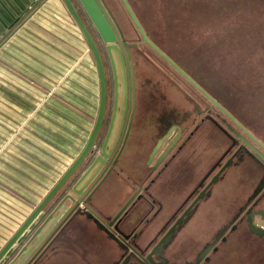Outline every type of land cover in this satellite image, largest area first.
Wrapping results in <instances>:
<instances>
[{
	"label": "rangeland",
	"instance_id": "rangeland-1",
	"mask_svg": "<svg viewBox=\"0 0 264 264\" xmlns=\"http://www.w3.org/2000/svg\"><path fill=\"white\" fill-rule=\"evenodd\" d=\"M127 1L150 40L264 144V0ZM104 2L118 21L125 38L136 42L133 58L139 64L142 92L148 94L144 98L140 93L137 95V117H134L131 129L133 148L131 146L132 151L127 155L124 171L120 172L118 179L112 176L98 189L99 193L107 192L105 200L101 202L102 213L99 215L108 217L118 214L132 194H146L142 190L137 191V187L139 184L149 186V161L146 166L144 161L157 126V114L164 110L169 112L172 108L179 113L188 110L190 105L184 103V96L195 98L197 93L141 40L120 0ZM217 123L223 126V123L229 124L222 117L217 119ZM226 141L225 136L214 126L203 124L195 140L190 143L194 152L186 150L181 159L168 170L164 180L152 185V197L162 204V209H168V215L178 206L188 189H192L191 184H195L199 176L221 155ZM83 145L78 146L70 162L66 161L67 169L81 153ZM42 160L40 171L49 168L45 163L46 156ZM156 162L150 167L151 170ZM136 163L140 169L137 172ZM65 169L62 168L57 174L59 178L56 181L52 180L55 183L48 188L47 193L62 177ZM255 175L254 166L247 163L229 171L225 179L214 187L210 199L203 202L194 222L173 246V255L180 252L175 257L177 262L192 260L193 254L207 243L209 236L229 219L236 204L243 201L251 186H254L251 180ZM187 179L189 182H186ZM112 183L124 191L125 203L118 211V196L114 194L115 186ZM68 185L69 181L39 215L45 213V219L50 207L63 199L61 196ZM93 202L92 199V206ZM29 207L33 211L36 202ZM130 216L131 213L125 221ZM37 217L19 236L0 264H13L20 258L24 264L40 248L46 238L45 233H49L50 229L38 235L41 229L35 225L42 217L39 220ZM84 220H79V224L87 230L77 229L75 237L65 247H54L53 252L46 253L39 264H113L119 254L117 247L104 237L103 232L96 231ZM16 222L13 219V223ZM56 222L57 219L50 225ZM22 224L13 230L10 226H0V249ZM22 247H27L24 254ZM211 264H264V241L260 242L239 232V235L232 236L227 244L219 248Z\"/></svg>",
	"mask_w": 264,
	"mask_h": 264
},
{
	"label": "crops",
	"instance_id": "crops-1",
	"mask_svg": "<svg viewBox=\"0 0 264 264\" xmlns=\"http://www.w3.org/2000/svg\"><path fill=\"white\" fill-rule=\"evenodd\" d=\"M98 104L94 60L62 0H0V226L13 230L40 204L86 144ZM112 184L118 211L124 191ZM106 195L93 194L98 214Z\"/></svg>",
	"mask_w": 264,
	"mask_h": 264
},
{
	"label": "flooded vegetation",
	"instance_id": "flooded-vegetation-1",
	"mask_svg": "<svg viewBox=\"0 0 264 264\" xmlns=\"http://www.w3.org/2000/svg\"><path fill=\"white\" fill-rule=\"evenodd\" d=\"M112 16L116 20L113 14ZM116 22L120 28L117 20ZM88 27L90 29L92 26L88 23ZM92 30L93 29H91V31ZM120 30L128 47L127 49L124 48V53L121 55H118L114 52V50H111L114 66H112V64L109 62L106 56L107 54L105 55V52H102L109 104L106 108V116L104 118L103 124L104 128L102 127V133L100 132L99 139L94 145L91 156L92 159L96 158L95 156L97 155L101 157L102 144L105 136L108 135L104 153L113 157L112 164L116 160L113 167L115 170L114 173L116 174V178H118L120 172L124 171V163L128 158L127 155L132 151L131 129L132 125L134 124V117H137V95L140 93L141 97L143 98L148 96L146 92L145 95L144 92H142L143 87L140 85L142 83L139 82V64L135 62L133 58V52L137 47L136 42L126 39L121 28ZM93 33L98 38V35L94 30ZM96 40L99 44L101 43L99 39ZM99 44L97 45L99 46ZM100 47L103 49L105 45L102 44ZM165 63L180 78H182L167 62ZM180 68L187 75H189L182 67ZM182 79L187 85L195 90V92L197 93V97L192 98L190 96H184V103L190 105V108L186 111L182 110L179 113L176 112L174 108H172L169 110V112H166L164 110L157 114L158 118L155 119L157 126L154 128L155 133L151 137L152 143L146 155L144 166H146V162L149 161V155L151 154L158 141L166 135L167 139L162 142L157 153L147 164L149 186L147 185L144 187L139 184L137 187V191L142 190L144 193H146L143 194V196L146 199L149 196L151 202L148 201L142 203L141 201H132V203L125 210L126 213L124 219H126V217L131 213V216L128 219L130 227H127V230H125L123 233V236L125 237H119L117 234L111 235L110 233L105 232V226L103 227L101 223H94L92 220L86 217H82L79 214L74 216L75 213H72L71 209L66 211V217H63L66 218L64 221H62L63 219H61L63 215H59V221L57 220L58 224L56 223L55 225H50L48 222V224L42 225V223H45L47 218L49 217L50 211L58 208L59 202L61 201L59 200L55 202L47 211V216L45 217V219L35 226L38 228L40 227L39 229H41L40 231L38 230V235L41 234V232H44V230L46 229H50V231L49 233H45L46 238L43 241V244L36 250V252L29 260L27 259V261H25L24 264H39L46 253L50 251L53 252L54 247H60L59 245L65 247L75 237L77 229L87 230L84 225L79 224V220H84V218L85 223H88L96 231L103 232L105 234L104 235L102 233L104 237L117 247L119 254L117 260L114 261L113 264H211L213 258L218 255L219 248L223 244H227L232 236L239 235V232H243L249 237H254L260 242L264 241V235L259 236L257 234H254L249 227L250 219L253 224L264 231V217L259 213L264 212L263 148L256 144L245 132H243L242 129L236 126L222 112L215 108L198 90H196V88L189 84L184 78ZM191 79L195 81L193 77H191ZM211 97L214 98L213 96ZM214 100L216 99L214 98ZM219 117L227 120L229 124L223 123L224 126L222 124L219 125L217 123V119ZM111 120L112 125L109 132ZM126 121H130L128 136L124 142V145L119 146V137L122 133L124 122ZM206 123L214 126V128L219 130L225 136L227 140L226 147L221 155L207 168V170L201 175V177L199 176L196 183L191 184V187L193 186L192 189H188L187 194L183 197L178 206L175 209L171 210V213L168 215V209H166L165 207H163L162 209V204L156 201L154 197H152V194L150 192L151 187L154 184H158L159 181L164 180V176L168 174V170L170 171L173 165L181 159V157L184 155L183 153L186 152V150H192L193 146H191L190 143L195 140L201 126ZM240 125L248 133H250L245 125H243L242 123H240ZM251 135L262 146H264V144L260 142L253 134ZM173 140H175V142L172 144V146H170ZM164 152L165 154L162 157V161L157 164L156 167L154 166V169L151 170L150 167L160 159V156ZM89 161H91V159ZM89 161L80 169V176L87 170ZM247 163L252 164L256 171V175L251 180V183L254 182V186H251L250 192H247L248 194L245 196L243 201L236 204L235 210L230 215L229 219L225 220V222L216 231H214L211 236H209L210 239L207 240V243L203 245L201 249L197 250L195 254H193L194 256L192 260L188 261L187 259H185L182 262H177L178 260L175 257L180 254V252L178 251L177 254L173 255V246L177 239L181 235H183L186 228L194 222V219L198 215L203 202L210 199L214 187L219 185L223 181V179H225L226 174L229 171L233 169L236 170ZM94 171L95 170L92 169L91 174ZM191 176L192 172L190 173L189 178ZM84 182H86V179L84 180ZM186 182H189L188 179L186 180ZM210 182L213 183L209 185ZM71 185L72 183L68 185L61 198H63L67 194L73 195ZM82 186L78 188L80 189L82 188ZM100 186H102V184L96 188V191ZM87 188L85 187L82 192V195H84L83 202L85 203V205H88L92 208L93 195H85ZM255 191H257L256 194H254ZM89 197L91 198L88 201L87 198ZM129 198L130 196L127 200H129ZM197 198L199 199L197 200ZM230 211H232V207L228 211V216L230 214ZM116 214L108 217H101L105 218L107 221L108 218H114ZM147 215H149V217H147ZM137 216H140V219ZM178 221H180L179 224H177ZM106 223L109 224L108 222ZM116 223L117 222H114V224L112 225V229H114V227L117 225ZM171 229L172 233L168 234ZM162 240H164L163 243H161ZM26 248L27 247H22L21 250L24 251L26 250ZM24 253L25 251L22 254ZM13 264H22V259L20 258L17 261H14Z\"/></svg>",
	"mask_w": 264,
	"mask_h": 264
},
{
	"label": "water",
	"instance_id": "water-1",
	"mask_svg": "<svg viewBox=\"0 0 264 264\" xmlns=\"http://www.w3.org/2000/svg\"><path fill=\"white\" fill-rule=\"evenodd\" d=\"M62 2L66 10L71 15L76 25L78 26L83 38L86 41L88 49L95 63V68L98 77V84H99V104H98L97 115L94 120L93 128L90 132V135L83 150L78 155V157L73 161V163L69 166V168L64 172L62 177L53 186V188L46 194V196L43 198L40 204L31 212V214L24 221L21 227L10 238V240L5 244V246L0 250V262L13 247L14 243L18 240L19 236L22 233H24L25 229L30 226V224L36 219V217L43 211L45 206L48 205V203L54 198V196L59 192V190L62 189V187L68 181L69 184L72 183L71 190L73 195L67 194L66 196L63 197V199H61L58 208L52 210L51 213H49V217L47 218L44 225L48 224V222L50 224L55 219L59 221L60 218L59 215H63L61 219H63L62 221H64L66 218L63 217H66L65 216L66 211L71 209L72 213L73 212L75 213L74 216L79 214L82 217H86L92 220L94 223H101L103 227L105 226L104 227L105 232H108L111 235L117 234L119 237H121L123 236L124 231L127 229V226L129 225V221L128 220L125 221L124 219L125 218L124 213L125 210L128 208V206L134 200L141 201L142 203L148 202V200L144 196L134 194L128 200V202L121 208L119 213L114 218H108L107 221L105 218L99 216L93 210V208L89 207L88 205H85V203L83 202L84 195H82V192L85 189V187L86 188L88 187L85 192L86 193L85 195L89 194V196H92L99 185L104 184V182L108 181L112 176L116 175L114 173L115 170L113 168L116 160L112 164L113 157L104 153L108 135L105 136L102 144L101 157L97 155L95 156L96 158L92 159L91 156L94 145L95 143H97V140L99 139L100 132L104 124V118L106 116V108L108 104L107 83H106V75L104 71V64H103L104 61L102 57V52L104 51L105 55L107 54L106 56L109 62L112 64V66H114L113 55L111 50H114L116 54L121 55L124 53V48L127 49L128 46L123 38V34L116 20L112 16L111 11L108 9L104 0H62ZM120 2L124 7V9L126 10L134 27L136 28L141 40L148 47H150L160 58H162L165 62H167L182 78H184L189 84H191L194 88H196V90H198L215 108H217L220 112H222L236 126L242 129L243 132H245L256 144H258L264 150V146H262L250 133H248L240 125V123L226 109H224V107H222L216 100H214V98H212L204 89H202L193 79H191L189 75H187L172 59H170L162 50H160L150 40V38L147 36L144 29L142 28L138 18L136 17L128 1L120 0ZM82 17H84L86 23L83 22ZM88 23L92 26L90 29L87 26ZM91 29L95 31V33L98 35V38L94 35L93 30L91 31ZM96 39H99L101 43L99 44ZM97 44H99V46ZM102 44L105 45L103 49L100 47ZM113 116H112V120H113ZM112 120L109 126V132L111 130ZM129 126H130V121L124 122L122 133L118 141L119 146L124 145V142L128 136ZM166 139H167V135L158 141L156 146L153 148L151 154L149 155V162L152 160L154 155L159 150L162 142L165 141ZM174 142L175 140H173L170 146H172ZM164 154L165 152L160 156V159L157 161L155 167L157 166V164H159L162 161L163 159L162 157L164 156ZM90 159L91 161H89ZM88 161H89V166L87 170L80 176L79 175L80 169L86 163H88ZM92 169L95 171L91 174ZM88 177L92 178V180L90 183L87 184L88 181L86 180V182H84V180L87 179ZM212 183L213 182H210L209 185H211ZM81 186L82 188L79 189L78 187ZM256 192L257 191H255L254 194H256ZM90 198L91 197L87 198V200L89 201ZM199 198H197V200ZM259 213L264 217V212H259ZM122 214H124L123 217H121ZM58 221L56 222L57 224ZM106 222H108L109 224H107ZM114 222H117L116 223L117 225L114 227V229H112V225L114 224ZM179 223L180 221L177 222V224ZM249 227L254 234H257L259 236L264 235V231H262V229L258 228L255 224H253V222L250 219H249ZM171 233H172V229L169 231L168 234ZM163 241L164 240H162L161 243H163Z\"/></svg>",
	"mask_w": 264,
	"mask_h": 264
},
{
	"label": "trees",
	"instance_id": "trees-1",
	"mask_svg": "<svg viewBox=\"0 0 264 264\" xmlns=\"http://www.w3.org/2000/svg\"><path fill=\"white\" fill-rule=\"evenodd\" d=\"M147 46V45H146Z\"/></svg>",
	"mask_w": 264,
	"mask_h": 264
}]
</instances>
